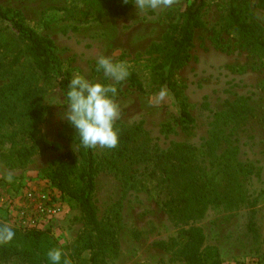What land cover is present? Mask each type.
<instances>
[{
    "label": "rangeland",
    "instance_id": "374dc122",
    "mask_svg": "<svg viewBox=\"0 0 264 264\" xmlns=\"http://www.w3.org/2000/svg\"><path fill=\"white\" fill-rule=\"evenodd\" d=\"M191 1L174 0L169 8L139 13L133 0V6L119 14L106 12L109 0H0V5L21 10L28 26L54 39L69 79L74 74L102 79L94 70L101 55L127 62L146 88L138 90L129 81L118 86V120L140 123L144 130L129 154L139 155L156 142L164 148L173 141L193 145L207 167L205 177L235 199L211 204L195 223L204 228L206 245L219 250L220 264H263L264 58L226 28L230 0H207L190 59L175 72L180 98L161 88L153 77L170 25L179 21ZM258 2L250 0L252 19L264 29V9ZM26 87L42 89L47 107L42 129L60 148L39 153L26 166L16 168L9 167L0 154V222L8 227L49 229L70 255L84 224L81 210L45 175L65 151L76 148L64 136L69 133V123L60 118L64 109L50 104L53 97L63 99L67 87L62 76L38 72L24 42L7 21L0 20V97L17 101ZM162 90L166 96L160 101ZM181 100L195 118L187 127L175 122ZM10 146L6 141L4 151ZM96 154L101 169L94 202L100 218H114L121 243L120 255L111 264H183L158 243L177 237L190 225L162 206L156 182L144 170H136L135 179L127 180L106 162L111 149L98 146ZM30 191L45 193L57 207V216H36L35 204L27 198Z\"/></svg>",
    "mask_w": 264,
    "mask_h": 264
},
{
    "label": "trees",
    "instance_id": "16d2710c",
    "mask_svg": "<svg viewBox=\"0 0 264 264\" xmlns=\"http://www.w3.org/2000/svg\"><path fill=\"white\" fill-rule=\"evenodd\" d=\"M206 4L207 0H192L184 7L179 21L170 25L161 61L154 67L153 77L159 86L170 90L178 98L180 91L174 80L175 72L190 59V49L196 31L202 25L201 13ZM258 5L264 9V0H259ZM132 6L133 0L112 3L109 0L104 9L108 13L119 14ZM0 20L7 21L24 42L25 51L38 72L46 77L60 75L63 86H68L70 79L62 69L53 38L41 35L28 26L21 10L0 5ZM226 28L237 33L245 47L264 58V29L252 19L250 0H230ZM155 50L162 52L161 47ZM127 81L138 90L146 91L137 73L132 72ZM178 112L175 119L177 125L187 127L194 124L195 118L185 101L181 100ZM46 113L41 88H24L17 101L4 95L0 97V154L9 167L26 166L37 154L60 148L43 132ZM168 125L171 129L172 125ZM68 127L69 133L64 136L76 148L65 151L45 170V175L64 197L75 201L81 210L84 224L70 246L71 253H66V247L49 229L11 227L16 235L11 243L0 246V264L14 261L20 264H49L47 252L51 248L62 249L73 264H111L120 255L117 224L110 215L100 218L94 202L96 178L101 169L96 148L80 146L75 129L70 124ZM116 128L120 142L111 149V156L106 158V162L127 180L135 179L136 170L147 171L149 178L156 182L162 206L178 221L190 225L182 229L177 237L158 243L159 247L172 253L174 259L183 264H220L219 250L206 245L204 228L195 223L205 215L211 204L232 203L235 199L228 193L220 192L212 180L205 177L207 167L193 145L173 141L164 148L156 142L151 148L141 149L139 155L133 156L129 152L144 133L142 124H127L118 120ZM6 141L11 143L9 151H4ZM0 225L4 224L0 222Z\"/></svg>",
    "mask_w": 264,
    "mask_h": 264
},
{
    "label": "clouds",
    "instance_id": "9594fccd",
    "mask_svg": "<svg viewBox=\"0 0 264 264\" xmlns=\"http://www.w3.org/2000/svg\"><path fill=\"white\" fill-rule=\"evenodd\" d=\"M174 0H134L139 13L149 10L169 8ZM94 70L102 79L89 78L84 74H74L61 96L53 97L50 104H60L64 111L60 114L76 132L79 145L93 149L103 147L116 148L120 134L116 121L121 116V106L117 102L120 85L131 75L130 65L125 61H116L110 56L101 55L95 62ZM165 91L159 93L163 101ZM15 231L7 225H0V246L11 243ZM49 264H73L62 249L51 248L47 252Z\"/></svg>",
    "mask_w": 264,
    "mask_h": 264
},
{
    "label": "built area",
    "instance_id": "2783aa9c",
    "mask_svg": "<svg viewBox=\"0 0 264 264\" xmlns=\"http://www.w3.org/2000/svg\"><path fill=\"white\" fill-rule=\"evenodd\" d=\"M27 198L35 204L36 216H45L47 218H54L58 214L57 207L48 202V197L45 193L30 191Z\"/></svg>",
    "mask_w": 264,
    "mask_h": 264
}]
</instances>
